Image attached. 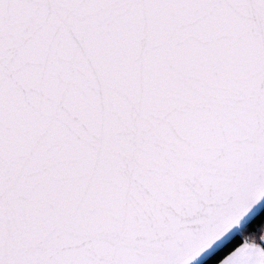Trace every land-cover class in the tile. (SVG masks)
Here are the masks:
<instances>
[{"label":"snow or ice","instance_id":"obj_1","mask_svg":"<svg viewBox=\"0 0 264 264\" xmlns=\"http://www.w3.org/2000/svg\"><path fill=\"white\" fill-rule=\"evenodd\" d=\"M237 237L264 264V0H0V264Z\"/></svg>","mask_w":264,"mask_h":264},{"label":"trees","instance_id":"obj_2","mask_svg":"<svg viewBox=\"0 0 264 264\" xmlns=\"http://www.w3.org/2000/svg\"><path fill=\"white\" fill-rule=\"evenodd\" d=\"M261 219L260 217H258L255 221H254V224L255 225H259L261 223ZM241 243L239 237H237L234 241V243L228 245L226 247V249L222 250L221 252H218L215 254V256L212 258V264H215V261L218 260V259H221L223 258V255H226L227 252L231 251L235 246L239 245Z\"/></svg>","mask_w":264,"mask_h":264}]
</instances>
